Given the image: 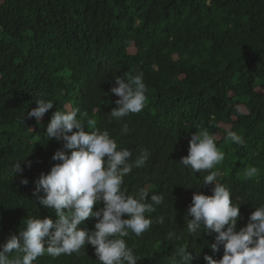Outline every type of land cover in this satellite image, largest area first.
Here are the masks:
<instances>
[{"label": "trees", "instance_id": "16d2710c", "mask_svg": "<svg viewBox=\"0 0 264 264\" xmlns=\"http://www.w3.org/2000/svg\"><path fill=\"white\" fill-rule=\"evenodd\" d=\"M131 44L135 50H128ZM138 71L145 107L120 123L152 129L147 142L130 132L114 136L109 119L118 99L110 92L115 76ZM41 97L54 107L38 123L27 112ZM66 105L86 112L78 115L86 130L107 129L133 159L142 148L151 153L123 184L129 195L145 187L164 196L157 211L146 214L153 219L150 229L125 238L137 264H176V250L185 245L191 264H205L204 254L221 258L222 246L217 252L210 247L214 232L187 233L184 217L192 199L184 203L181 178L194 190L207 172L193 174L179 160L188 154L185 136L207 128L225 154L216 166L218 179L232 202L241 203L237 230L264 204V0H0V243L18 234L26 217L56 219L36 203L33 189L39 174L59 162L53 153L70 151L63 141H46L44 132L52 113ZM167 122L169 143L163 133L155 135L158 124L165 129ZM228 129L244 145L228 140ZM17 161L23 172L15 174ZM251 167L257 174L246 178ZM161 216L164 223L157 222ZM95 222L90 217L78 227L93 229ZM170 231L172 240L166 238ZM34 264L100 262L86 244L79 255L45 254Z\"/></svg>", "mask_w": 264, "mask_h": 264}, {"label": "clouds", "instance_id": "9594fccd", "mask_svg": "<svg viewBox=\"0 0 264 264\" xmlns=\"http://www.w3.org/2000/svg\"><path fill=\"white\" fill-rule=\"evenodd\" d=\"M132 48L131 44L128 50ZM110 92L118 97L116 107H111L109 112L111 130L113 126L117 128L114 136L130 132L135 138L144 137L147 142L152 129L120 123L123 117L140 113L145 107L143 72L126 78L115 76V85ZM35 103L36 107L30 109L27 116L34 117L39 123L43 115L53 109L54 102L41 97ZM78 115L86 117L87 113H80L78 107L69 105L63 110H55L44 131L46 141H63L64 149L70 150H56L52 160L59 162L47 173L41 172L34 181L36 203L54 211L56 219L26 217L18 234H12L0 243V264H34L45 254L52 257L79 255L86 244L93 246L100 264H137L139 258L125 238L130 233L139 237L150 229L153 219L146 214L155 213L164 196L145 187L138 188L135 195H129L123 184L134 168L146 165L151 153L142 148L133 159L132 151L120 148L107 129L88 131ZM162 133L165 143H169L168 122L165 129L158 124L155 135ZM188 137H191L189 141ZM227 139L237 145L245 143L243 137L231 129L227 130ZM185 141L188 142V154L181 156L179 164L193 174L207 172L194 190H189L186 176L181 178L184 203L192 199L185 213L187 219L184 217L187 233L190 236L198 233L199 237L201 232H214L215 236L209 235L212 251L223 248L219 259L204 254L205 264H264V204L255 206L246 225L237 230L241 203L232 202L230 189L219 181L220 172L216 170L225 154L217 148L216 140L207 128L186 135ZM154 158L163 166L157 154ZM21 161L13 164V173L23 172ZM27 166L30 167L31 162ZM257 171L256 167H251L246 178H252ZM20 183L27 185L28 180L21 177ZM101 202L103 206L94 211L93 206ZM189 216L192 218L188 219ZM90 217L96 220L93 229L78 227ZM157 222L164 223V218L159 217ZM174 236L175 233L170 231L166 238L172 240ZM196 253L198 258L200 251ZM176 257V264H191L193 259L186 251V245L176 250Z\"/></svg>", "mask_w": 264, "mask_h": 264}, {"label": "rangeland", "instance_id": "374dc122", "mask_svg": "<svg viewBox=\"0 0 264 264\" xmlns=\"http://www.w3.org/2000/svg\"><path fill=\"white\" fill-rule=\"evenodd\" d=\"M133 50H135L134 46H133ZM190 138H191V137H188L187 140L189 141Z\"/></svg>", "mask_w": 264, "mask_h": 264}]
</instances>
